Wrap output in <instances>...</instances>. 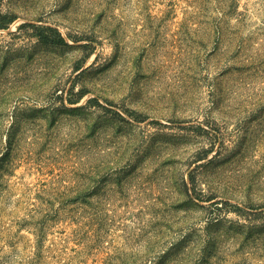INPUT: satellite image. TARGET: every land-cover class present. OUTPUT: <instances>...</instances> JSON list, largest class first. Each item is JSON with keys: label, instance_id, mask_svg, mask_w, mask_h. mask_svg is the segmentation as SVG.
Returning a JSON list of instances; mask_svg holds the SVG:
<instances>
[{"label": "rangeland", "instance_id": "1", "mask_svg": "<svg viewBox=\"0 0 264 264\" xmlns=\"http://www.w3.org/2000/svg\"><path fill=\"white\" fill-rule=\"evenodd\" d=\"M0 264H264V0H0Z\"/></svg>", "mask_w": 264, "mask_h": 264}]
</instances>
